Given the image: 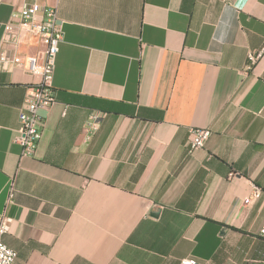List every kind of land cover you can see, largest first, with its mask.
Segmentation results:
<instances>
[{"label": "crops", "instance_id": "obj_1", "mask_svg": "<svg viewBox=\"0 0 264 264\" xmlns=\"http://www.w3.org/2000/svg\"><path fill=\"white\" fill-rule=\"evenodd\" d=\"M27 2L0 0L13 264H264V52L246 68L264 48V0H39L62 40L31 158L14 138L36 81L26 60L45 44L4 41ZM190 128L210 131L192 153ZM250 182L262 195L245 205Z\"/></svg>", "mask_w": 264, "mask_h": 264}, {"label": "built area", "instance_id": "obj_2", "mask_svg": "<svg viewBox=\"0 0 264 264\" xmlns=\"http://www.w3.org/2000/svg\"><path fill=\"white\" fill-rule=\"evenodd\" d=\"M17 19L16 31L11 33V27L5 26V42L22 43L27 37L38 36L45 44L42 57H29L26 60L27 70L36 81L28 88V93L19 114V127L14 143L21 147V156L31 158L38 147L41 138L42 119L38 115L40 109H48L56 102L52 88V77L58 46L62 40V31L57 23L55 7L42 6L39 0H28L27 4L20 7L15 15ZM264 52L261 48L247 55L246 68L249 70L256 64ZM98 119L92 117L88 128L97 129ZM209 129L190 128L186 149L192 153L204 148L209 139ZM250 194L243 199L248 205L252 200L261 197L262 192L250 182ZM12 197V188L9 199ZM12 219L6 215L0 216V264H13L16 253L6 246L3 237L9 233ZM258 237L264 240V223L259 227ZM180 264H197L195 259H182Z\"/></svg>", "mask_w": 264, "mask_h": 264}]
</instances>
